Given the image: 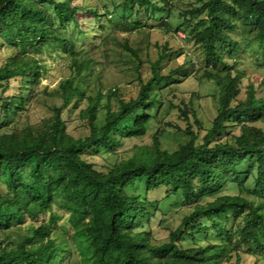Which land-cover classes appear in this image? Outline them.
Segmentation results:
<instances>
[{"label": "trees", "instance_id": "trees-1", "mask_svg": "<svg viewBox=\"0 0 264 264\" xmlns=\"http://www.w3.org/2000/svg\"><path fill=\"white\" fill-rule=\"evenodd\" d=\"M198 1L181 13L190 28L183 31L201 53L203 68H196L214 85L215 111L205 128L192 96L172 92L169 110L184 122L173 132L188 140L169 151L163 127L151 142L127 145L146 135L162 80L179 83L198 72L191 59L182 51V62L163 75V62L181 50L156 42L145 79L139 51L124 43L137 61V95L125 98L117 88L89 95L82 49L63 30L72 25L77 37L89 35L80 13L103 31L105 22L115 27L140 16L139 29L164 28L162 18L150 21L170 16L172 0H104V12L75 0H0V264H74L75 248L81 264H264V93L246 80L239 59L253 43L264 54V0ZM43 52L68 56L70 75L43 91L49 115L32 123L28 106L39 96ZM74 110L80 123L69 129L65 115ZM108 155L115 159L105 161ZM179 196L187 211L157 243L160 204ZM53 207L69 214L72 235L54 213L39 220Z\"/></svg>", "mask_w": 264, "mask_h": 264}, {"label": "rangeland", "instance_id": "rangeland-1", "mask_svg": "<svg viewBox=\"0 0 264 264\" xmlns=\"http://www.w3.org/2000/svg\"><path fill=\"white\" fill-rule=\"evenodd\" d=\"M80 4L84 3L88 8L96 6L100 12L103 11L104 0H75ZM119 1V0H116ZM173 6L172 14L166 16L163 13L158 16L156 20H151L150 24L157 23L158 19H163L167 23L164 28H154L149 30L141 25H137L143 19L140 17H131L126 20H122L120 26H111L105 22V30H100L93 24V19L85 13L79 14L80 28L87 29L89 35L83 37H77L74 31L76 28L72 25L68 26L67 30H63L72 40L78 43V46L82 49V53L78 57L79 61L87 63L89 67L88 78V94L96 95L99 91L105 94L112 88H117L119 93L125 98L136 96L138 93V76L139 70L137 69V61L132 54L124 50L121 46L127 43L131 49H137L139 56L144 64L143 78H147L149 75V60L154 61L157 58L158 48L155 43L162 44L169 42V45L174 49H180L181 52L171 56L170 60L163 62L160 73L165 75L171 69L183 60V55L191 59L194 64V69L197 65L203 68V65L199 60L201 59V53L199 48L188 40L186 32L190 33V28L187 26L182 12L190 9L192 5L199 6L198 0H172ZM108 10L111 8L108 7ZM164 16V18H163ZM105 21V20H104ZM103 21V22H104ZM89 22L92 24H89ZM144 23V22H142ZM130 26L133 30H126L125 28ZM138 26V27H137ZM168 29V30H166ZM186 29V32L183 31ZM113 34H112V33ZM110 34L105 43L102 42L103 36ZM120 43V44H119ZM252 48L245 51V54L239 55L241 59V67L247 71V78L255 81L264 93V54L259 51L258 46L253 43ZM182 48V49H181ZM12 48L5 46L4 53L8 54ZM183 51V55L181 54ZM2 55L0 53V60ZM43 64H45L44 75L41 81L36 85V89L39 92V96L31 102L28 106V121L36 123L43 117L49 115V104L51 103L48 96L43 93L46 90L48 93L53 91L63 78L70 75L69 58L64 54H58L55 52H43L41 56ZM198 63V64H197ZM245 80V81H246ZM171 80H162L164 85L162 91L159 93L161 97V104L156 108L150 110L153 118L147 125V133L141 138L142 141H131L128 143V147L133 143L151 142L150 135L154 133L160 127L167 129V134L162 136L161 143L162 148L169 151L176 150L181 143L188 140V137L184 132H173L174 124H178L184 127V122L176 114V110H169V104L167 98L172 92L177 93L180 98H189L192 96L194 109L198 118L201 120L203 127L210 126L211 120L214 116L215 106L211 99V95H217L214 89V85L211 82L206 81L202 77V72L198 69V72L194 73L188 78H183L179 83L173 82V84L167 85ZM14 91L17 90V84H15ZM26 92L27 89L25 88ZM104 101V98L102 99ZM115 103V100H113ZM80 107L85 106V102H81ZM78 110H74L65 115L66 118H70L71 122L68 124L69 129L76 127L80 120L76 117ZM156 116V118H154ZM22 122L26 121V118H22ZM262 127L264 125L259 124ZM89 161H95L101 163L100 158L87 156ZM114 156H106L105 161H113ZM0 190H5V185L0 183ZM159 197L158 193L151 195L152 199ZM162 218L158 226L154 225V228L158 229L159 240L157 243H162L168 240L169 229L176 228L183 214L187 209L182 206V198L173 197L161 202ZM51 213L56 214V225L61 228L65 233L72 235L74 228L69 222V214L63 210L53 207L52 211H47L40 216V221L48 220ZM200 237V236H199ZM190 239V238H189ZM200 239V238H199ZM210 236V240H211ZM213 242V241H212ZM244 263H252L253 259L247 256H243ZM74 264H81V258L77 249H74Z\"/></svg>", "mask_w": 264, "mask_h": 264}]
</instances>
